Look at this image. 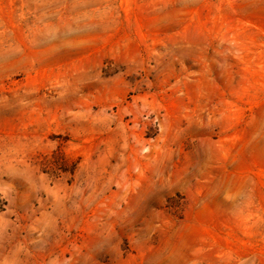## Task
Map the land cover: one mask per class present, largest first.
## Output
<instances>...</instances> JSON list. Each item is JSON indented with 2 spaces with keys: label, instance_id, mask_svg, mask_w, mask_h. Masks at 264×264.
Returning a JSON list of instances; mask_svg holds the SVG:
<instances>
[{
  "label": "rangeland",
  "instance_id": "374dc122",
  "mask_svg": "<svg viewBox=\"0 0 264 264\" xmlns=\"http://www.w3.org/2000/svg\"><path fill=\"white\" fill-rule=\"evenodd\" d=\"M0 264H264V0H0Z\"/></svg>",
  "mask_w": 264,
  "mask_h": 264
}]
</instances>
